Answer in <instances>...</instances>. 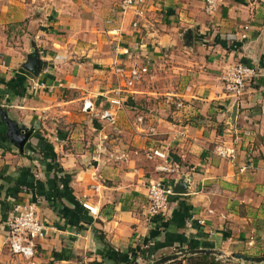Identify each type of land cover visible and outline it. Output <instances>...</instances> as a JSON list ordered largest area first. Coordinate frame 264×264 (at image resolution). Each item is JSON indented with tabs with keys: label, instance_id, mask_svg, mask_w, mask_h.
Returning <instances> with one entry per match:
<instances>
[{
	"label": "crops",
	"instance_id": "obj_1",
	"mask_svg": "<svg viewBox=\"0 0 264 264\" xmlns=\"http://www.w3.org/2000/svg\"><path fill=\"white\" fill-rule=\"evenodd\" d=\"M120 3L0 0V264H150L204 247L264 256V0H218L211 12L203 0ZM33 48L38 75L22 67ZM237 62L259 71L238 99L222 80ZM134 63L148 72L110 105L117 69ZM2 113L33 129L23 152ZM179 178L182 192L148 216L149 182ZM21 201L48 227L29 260L5 246Z\"/></svg>",
	"mask_w": 264,
	"mask_h": 264
},
{
	"label": "built area",
	"instance_id": "obj_2",
	"mask_svg": "<svg viewBox=\"0 0 264 264\" xmlns=\"http://www.w3.org/2000/svg\"><path fill=\"white\" fill-rule=\"evenodd\" d=\"M136 0H121L120 7L124 11L132 6ZM205 9L208 12L216 8L218 0H203ZM245 35H243L244 37ZM148 72L145 65L136 63L129 67H120L117 69V81L111 90L113 97L108 99V103L112 106L120 107L122 105V96L128 92L137 82H139L144 74ZM259 76L257 68L243 64L240 62L229 66L223 73L222 80L224 89L232 97L238 99L243 95L247 83ZM179 105V104H178ZM93 107L91 99H84L82 103V111L90 110ZM102 118L114 122V115L108 109L100 114ZM139 121L140 118L138 119ZM147 134H153L154 128L147 127ZM244 131L243 134H247ZM216 153L224 158L233 159L235 156V147L217 145ZM148 158H160L167 163V154L160 148H151L146 151ZM166 164L158 165L157 168L164 172H170L172 169ZM97 189V187H95ZM174 194L171 184L162 180L150 181L147 186V215L150 217L162 214L169 202V197ZM82 206L91 214L96 215L98 210L89 202H82ZM5 246L11 255L20 256L25 260H29L36 254L37 240L47 235V225L40 219L37 213L36 203L33 201H21L14 203L12 213L6 223Z\"/></svg>",
	"mask_w": 264,
	"mask_h": 264
},
{
	"label": "water",
	"instance_id": "obj_3",
	"mask_svg": "<svg viewBox=\"0 0 264 264\" xmlns=\"http://www.w3.org/2000/svg\"><path fill=\"white\" fill-rule=\"evenodd\" d=\"M40 65H41V62L39 58V53L37 49L33 48L28 53L26 60L23 63L22 67L28 72L38 75L39 74L38 69L40 68ZM1 116H2V120L6 123V136L19 149L20 152H23L24 146L27 140L29 139L31 133L33 132V129L11 120L10 118L7 117L5 113H2ZM181 180L183 179L179 178L176 181L173 187L174 193L182 192L183 184ZM201 253L215 255L218 258L223 259L224 261L231 260V259L233 260L238 259L246 263L251 262L254 264H260L264 262V256L253 257V256L245 255L242 253H238V252H231L229 254H226L225 252L218 250V249L204 247V248H191L181 253H174L171 255H166L159 259L152 261L150 264H167L168 262L173 261L175 258H178V257H183L186 255L201 254Z\"/></svg>",
	"mask_w": 264,
	"mask_h": 264
},
{
	"label": "trees",
	"instance_id": "obj_4",
	"mask_svg": "<svg viewBox=\"0 0 264 264\" xmlns=\"http://www.w3.org/2000/svg\"><path fill=\"white\" fill-rule=\"evenodd\" d=\"M146 251L147 250L144 249L142 251V254H144ZM136 258H137L136 256L133 257V262L135 261ZM168 264H229V262L221 261L220 259H217L214 255L195 254V255H188L184 259L175 260Z\"/></svg>",
	"mask_w": 264,
	"mask_h": 264
},
{
	"label": "rangeland",
	"instance_id": "obj_5",
	"mask_svg": "<svg viewBox=\"0 0 264 264\" xmlns=\"http://www.w3.org/2000/svg\"><path fill=\"white\" fill-rule=\"evenodd\" d=\"M229 262V264H245V263H242L240 260H233V259H231V260H229L228 261ZM246 264H248V263H246Z\"/></svg>",
	"mask_w": 264,
	"mask_h": 264
}]
</instances>
